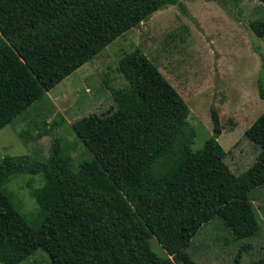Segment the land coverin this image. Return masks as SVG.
I'll return each mask as SVG.
<instances>
[{
    "label": "trees",
    "instance_id": "trees-1",
    "mask_svg": "<svg viewBox=\"0 0 264 264\" xmlns=\"http://www.w3.org/2000/svg\"><path fill=\"white\" fill-rule=\"evenodd\" d=\"M178 1L0 0V128L115 37ZM247 26L264 37V19ZM117 71L126 84L110 88V107L71 123L91 159L73 167L57 136L46 157H0V264H19L38 248L48 261L32 264H196L186 249L212 218L231 239L257 233L249 193L264 184V109L243 132L257 146L254 160L234 174L215 139L214 109L210 136L192 150L186 103L141 49L121 54ZM256 86L264 103L260 78ZM25 132V142L34 138ZM26 175L30 217L6 186ZM151 238L162 255L151 250ZM248 264H264V255Z\"/></svg>",
    "mask_w": 264,
    "mask_h": 264
},
{
    "label": "rangeland",
    "instance_id": "rangeland-1",
    "mask_svg": "<svg viewBox=\"0 0 264 264\" xmlns=\"http://www.w3.org/2000/svg\"><path fill=\"white\" fill-rule=\"evenodd\" d=\"M255 18L264 19V8L258 0H179L154 11L1 127L0 157L29 153L46 157L57 136L73 167L91 159L92 154L75 135L71 123L89 112H105L110 107V88L126 84L117 71V60L138 47L186 103L187 120L194 131L191 149H198L210 136L212 108L220 124L215 139L224 152L223 161L232 173H241L257 153V146L244 135V129L264 109L256 86L260 78L264 87V37H256L247 26ZM43 128H47L46 134L36 136ZM22 130L34 138L25 142L19 135ZM28 180L27 175L19 176L6 185L18 211L26 217L35 210L25 186ZM32 184H39L38 176ZM249 198L258 220L257 233L234 240L220 219L212 218L199 227L186 249L196 264H234L238 250L240 264L264 255V184L251 189ZM148 243L154 253L163 254L154 239ZM47 261L46 253L38 248L19 264Z\"/></svg>",
    "mask_w": 264,
    "mask_h": 264
}]
</instances>
